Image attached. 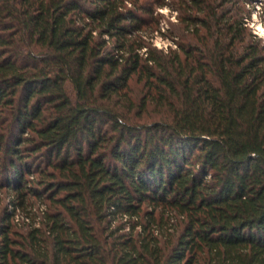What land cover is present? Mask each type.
<instances>
[{
	"label": "trees",
	"instance_id": "obj_1",
	"mask_svg": "<svg viewBox=\"0 0 264 264\" xmlns=\"http://www.w3.org/2000/svg\"><path fill=\"white\" fill-rule=\"evenodd\" d=\"M138 1L0 0V264H264V43L182 0L163 52Z\"/></svg>",
	"mask_w": 264,
	"mask_h": 264
},
{
	"label": "rangeland",
	"instance_id": "obj_2",
	"mask_svg": "<svg viewBox=\"0 0 264 264\" xmlns=\"http://www.w3.org/2000/svg\"><path fill=\"white\" fill-rule=\"evenodd\" d=\"M130 1L133 0H129V6L132 4ZM138 2L145 7L151 6L153 8L151 14L140 13L146 23L139 32L143 41L150 47L163 52L175 49L182 34L181 30L186 24L181 21V17L184 15L183 6H181L182 0H139ZM226 7L231 10V15L241 12L239 15L244 19L247 18V26L250 31L264 43V0H231ZM187 13L189 14V12ZM131 88L133 96L139 99L141 97V86L132 82ZM11 197L12 193H8L4 188L1 189L0 213L6 207L8 200H11ZM31 201L33 202L32 199L29 200L30 203ZM144 209L147 208L144 207ZM159 216V212H157V221ZM24 220L22 212H16L14 221L21 224ZM165 222L160 223L163 232L167 227Z\"/></svg>",
	"mask_w": 264,
	"mask_h": 264
},
{
	"label": "bare ground",
	"instance_id": "obj_3",
	"mask_svg": "<svg viewBox=\"0 0 264 264\" xmlns=\"http://www.w3.org/2000/svg\"><path fill=\"white\" fill-rule=\"evenodd\" d=\"M261 29V28H260Z\"/></svg>",
	"mask_w": 264,
	"mask_h": 264
},
{
	"label": "built area",
	"instance_id": "obj_4",
	"mask_svg": "<svg viewBox=\"0 0 264 264\" xmlns=\"http://www.w3.org/2000/svg\"><path fill=\"white\" fill-rule=\"evenodd\" d=\"M17 220V219H16Z\"/></svg>",
	"mask_w": 264,
	"mask_h": 264
}]
</instances>
